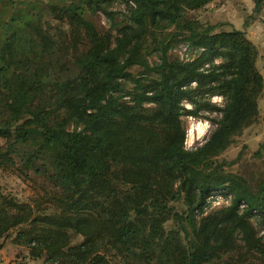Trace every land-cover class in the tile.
<instances>
[{"label":"trees","instance_id":"16d2710c","mask_svg":"<svg viewBox=\"0 0 264 264\" xmlns=\"http://www.w3.org/2000/svg\"><path fill=\"white\" fill-rule=\"evenodd\" d=\"M113 1L0 0V172L37 187L24 201L0 184V240L43 264H214L226 256L225 264H264V238L251 222L259 216L264 226V178L253 188L220 159L259 114L256 45L243 30L188 17L216 0H119L131 10L114 37L88 20L89 12L110 15ZM169 29L151 66L145 39ZM67 38L85 50L66 57ZM181 43L202 51L171 59ZM215 95L226 97L224 108L202 101ZM203 109L222 118L188 150L181 118ZM256 154L264 157V144ZM222 190L231 206L207 214Z\"/></svg>","mask_w":264,"mask_h":264},{"label":"rangeland","instance_id":"374dc122","mask_svg":"<svg viewBox=\"0 0 264 264\" xmlns=\"http://www.w3.org/2000/svg\"><path fill=\"white\" fill-rule=\"evenodd\" d=\"M110 15H107L101 11L89 12L88 20L100 31L107 33L112 31V35L115 37L118 27H122L129 24L128 17L131 7L127 4L115 0L105 4ZM188 17L200 21L203 24L218 25L219 30H231L236 28L238 30L245 31L248 39L252 41L258 49L257 68L264 78V0H216L215 2L207 5L201 10L188 13ZM173 29H169L166 32L155 31L152 32L145 39V46L143 52L149 64L155 66L160 63L159 41H162ZM72 40L68 39L64 42L66 49V57H74L75 54L82 53L85 50V45L79 46L78 51L74 49L71 44ZM63 51V49L61 48ZM202 50L189 48L188 44H178L172 46L169 51V57L174 60L180 61H192L194 60ZM220 60H216L215 64H220ZM131 73L140 78L142 77L143 69L141 67H134L130 70ZM75 73V69L72 66L68 75ZM151 80L158 78V75L154 73L146 74ZM126 89L133 88L131 82H125ZM203 102L209 103L216 107V109H222L226 103V97L204 96ZM183 106L187 110H194V106L189 102H184ZM258 117L257 120L250 127L246 128L241 135L235 137L234 143L224 152L220 159L228 163H232L231 166L226 168V171L239 175L248 180L249 184L255 188L261 180L264 178V157L258 156L256 153L260 146L264 144V89L259 97L258 101ZM222 118V113L217 110L203 109L199 111L198 116L183 115L182 122L186 130V143L185 147L188 150H193L207 142L211 134L216 130L219 121ZM74 128L71 127L72 130ZM4 144L3 140H0V147ZM0 184L3 191L6 193L14 194L19 199L28 201L37 194V187L32 180H24L19 178L14 171H1L0 172ZM214 199L207 201L206 213H212L217 210H222L231 206L233 201V195L228 190H222L214 194ZM219 197L220 200L216 198ZM220 203V204H219ZM205 213V214H206ZM253 226L257 230L260 237L264 238V226L259 216L253 217L251 220ZM76 241H80L79 239ZM5 244H11L10 240H0V246ZM237 246L240 249V253H244V244L241 241V237L237 238ZM19 252L15 256V253H11L13 258L11 264H43L42 261L27 260V251ZM252 259V257L250 256ZM238 260L237 257L233 258ZM254 260V259H252ZM230 261L227 256L221 262L214 264H225ZM257 263V262H255ZM115 264H124L121 260H115Z\"/></svg>","mask_w":264,"mask_h":264},{"label":"crops","instance_id":"0c3cea01","mask_svg":"<svg viewBox=\"0 0 264 264\" xmlns=\"http://www.w3.org/2000/svg\"><path fill=\"white\" fill-rule=\"evenodd\" d=\"M23 250L25 249L18 246H14L12 244H5V246H0V264H11L13 260L11 253H15V256H18L17 254L19 252H24ZM27 260L30 261L29 258H27Z\"/></svg>","mask_w":264,"mask_h":264},{"label":"built area","instance_id":"2783aa9c","mask_svg":"<svg viewBox=\"0 0 264 264\" xmlns=\"http://www.w3.org/2000/svg\"><path fill=\"white\" fill-rule=\"evenodd\" d=\"M214 196H215V195L211 196V197L209 198V201H211L212 199H214ZM216 199H217V200H220L219 197H217ZM219 204H220V203H219Z\"/></svg>","mask_w":264,"mask_h":264}]
</instances>
